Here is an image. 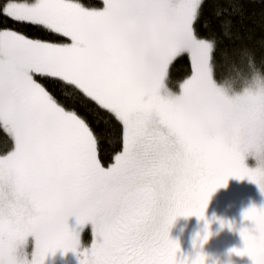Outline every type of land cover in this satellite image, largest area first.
Here are the masks:
<instances>
[{
    "label": "snow or ice",
    "instance_id": "obj_1",
    "mask_svg": "<svg viewBox=\"0 0 264 264\" xmlns=\"http://www.w3.org/2000/svg\"><path fill=\"white\" fill-rule=\"evenodd\" d=\"M204 3L0 0V16L70 40L0 29V128L13 141L0 155V264H21L18 249L29 235L36 237L32 264L57 249L74 251L70 216L92 224L81 264H178L179 244L169 239L178 216L203 220L229 177H249L264 193V170L246 167L240 151H264V91L229 95L219 85L216 42L196 27ZM182 55L190 75L166 93L169 68ZM248 65L255 70L250 56ZM46 80L118 122L122 148L112 163L103 162L100 132ZM243 215L254 229L241 232L245 248L234 251L264 264V207Z\"/></svg>",
    "mask_w": 264,
    "mask_h": 264
},
{
    "label": "trees",
    "instance_id": "obj_2",
    "mask_svg": "<svg viewBox=\"0 0 264 264\" xmlns=\"http://www.w3.org/2000/svg\"><path fill=\"white\" fill-rule=\"evenodd\" d=\"M84 2L93 7H102V0ZM196 27L202 37L212 38L216 42L214 52L216 78L240 79L247 76L253 71L248 65L249 56L255 70L264 71V0H205ZM5 28L23 33L32 39L55 43L70 42L67 38L41 27L0 16V29ZM244 53L247 55H243ZM190 70V59L187 55H182L173 62L168 77L174 89L181 80L190 75ZM43 82L64 106L76 110L100 132L99 147L103 162L106 165L112 163L114 155L122 148L120 125L114 117L62 82L55 80ZM239 86L238 84L237 87ZM12 147L11 137L0 128V155L7 154Z\"/></svg>",
    "mask_w": 264,
    "mask_h": 264
},
{
    "label": "rangeland",
    "instance_id": "obj_3",
    "mask_svg": "<svg viewBox=\"0 0 264 264\" xmlns=\"http://www.w3.org/2000/svg\"><path fill=\"white\" fill-rule=\"evenodd\" d=\"M225 78L227 77H217V80L222 81ZM183 80L178 83L175 89L170 84L169 77L167 84L174 91H178L179 85ZM244 163L250 169L257 167V161L252 155H245ZM207 207L216 209L215 212L218 217L216 222L209 224L206 223V218L203 220L202 228L210 233V238L214 242L212 245L193 251L196 246L193 237L195 230L191 226L193 225L192 219L194 215L178 216L170 227L169 239L179 244V249L176 253L178 264L181 261L192 264L198 255L208 258L205 264H212L213 260L220 261V264H228L229 261H231V264L254 263L250 256L243 258V256L237 255L234 250L240 251V246L245 248L241 232L244 229L252 232L254 229L252 221L244 219V212L251 207H264V193L261 192L259 185L249 177H244L243 179L229 177L225 187H220L219 190L212 193ZM206 211H208L207 208ZM67 223L69 229L74 231L79 239L81 228L84 224H79L75 216H70ZM35 246L36 237L29 235L18 249L19 255L29 261V264L33 258ZM84 253L78 243L74 251L65 252L64 249H57L55 252H49L44 258V264H81L84 259Z\"/></svg>",
    "mask_w": 264,
    "mask_h": 264
},
{
    "label": "clouds",
    "instance_id": "obj_4",
    "mask_svg": "<svg viewBox=\"0 0 264 264\" xmlns=\"http://www.w3.org/2000/svg\"><path fill=\"white\" fill-rule=\"evenodd\" d=\"M167 79L168 76L165 80V92L172 93L174 92V90L168 86ZM218 83L229 95H242L245 92L264 91V71L257 69L251 71L247 76L240 77V79H237L235 77H227L222 81H218ZM238 84L240 85L239 87H237ZM240 151L242 152L244 157L245 155H252L257 161L256 168L264 170V151L253 149L249 145H242ZM203 257L205 264V261L208 258L205 256ZM87 259H88V264H93L91 258H87ZM21 264H29V261L21 257ZM30 264H32V261L30 262ZM185 264H187L186 261ZM212 264H220V261L213 260ZM228 264H231V261H229Z\"/></svg>",
    "mask_w": 264,
    "mask_h": 264
},
{
    "label": "flooded vegetation",
    "instance_id": "obj_5",
    "mask_svg": "<svg viewBox=\"0 0 264 264\" xmlns=\"http://www.w3.org/2000/svg\"><path fill=\"white\" fill-rule=\"evenodd\" d=\"M219 188L217 190H219ZM207 209H208V211L205 212V218L207 219L206 223L209 224L211 222H216L218 220L217 214L215 212L216 209L210 208V207H207ZM203 220L200 219L198 216H195V215H194V218L192 219L193 225H191V226H192V229L195 230L193 237H194V241L196 243V246L194 247L193 251H196L197 249H203L207 245H212V243H214V242H212V239L210 238V233L207 230H204L202 228L203 227ZM205 236H208V239L206 242L203 240V238ZM79 240H80L79 245H80L81 250H84V252H85L86 250L90 249L92 242H93L92 224L90 221L85 223L82 226L80 236H79ZM215 244H217V243H215ZM243 249L244 248H242L241 246L239 247L240 251H243ZM247 257H248L247 254L243 255V258H247ZM243 264H254V263H243Z\"/></svg>",
    "mask_w": 264,
    "mask_h": 264
}]
</instances>
